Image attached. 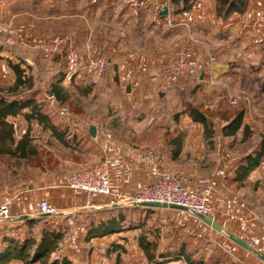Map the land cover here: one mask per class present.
Returning a JSON list of instances; mask_svg holds the SVG:
<instances>
[{"label": "crops", "instance_id": "crops-1", "mask_svg": "<svg viewBox=\"0 0 264 264\" xmlns=\"http://www.w3.org/2000/svg\"><path fill=\"white\" fill-rule=\"evenodd\" d=\"M191 2L184 18L187 26L173 27L171 23L183 17L173 12L171 0L166 14L158 9L160 0H103L99 6L88 0H0L2 22L45 23L47 35L58 24L54 34L65 33L64 48L72 43L92 52V58L93 50L103 47L107 69L113 75L105 84H114L122 92L119 110L107 111L105 124H91L95 127L91 142L108 161L113 192L100 196L74 190L73 206L66 208L62 196L67 189L63 182L58 185V179L25 189L16 195L17 203L27 208L13 217L16 226L30 220L26 215L31 210L38 213V199L53 192L62 202L56 217L89 219L85 228L91 219L116 211L134 214L139 209L128 202L130 194L163 171L190 187H209L213 219L251 247L264 248V153L247 173L238 170L241 159L259 151L264 141V0H246L243 11L225 18L217 16L216 0ZM187 33L197 40L191 58L199 69L198 77L179 80L153 96L148 90L157 83L162 61L173 55ZM4 48L0 47V82H12L13 71L1 60L12 51ZM85 70L77 75V82ZM187 92L213 130L209 142L203 124L182 111ZM232 95H238L236 102L231 101ZM238 108L243 109L241 126L232 135H224L223 126ZM244 127L250 131L247 137L242 134ZM204 227L208 229L206 224ZM139 231L131 234L136 237ZM83 236L84 241L96 243L113 238ZM138 250L137 257L125 259L127 264H155ZM247 257L241 255L240 259L258 264ZM159 264L187 263L182 257H173Z\"/></svg>", "mask_w": 264, "mask_h": 264}, {"label": "rangeland", "instance_id": "rangeland-1", "mask_svg": "<svg viewBox=\"0 0 264 264\" xmlns=\"http://www.w3.org/2000/svg\"><path fill=\"white\" fill-rule=\"evenodd\" d=\"M0 24L9 28L10 32L6 34L7 36L15 37L13 43H5L1 46L12 51L1 58L2 62L7 67H9L7 60L19 63L21 67L25 68L26 73L33 75L35 100L39 103L40 109L47 113L50 121L57 125L58 131L67 132L64 140L70 144V146H66L55 138L50 130L43 128L34 119L27 121L19 113L7 117V120L13 124L14 139L18 140L21 135L27 133L36 149V153L26 159L0 155V204H8L12 210L24 213L27 208L17 203V194L41 184L49 185L55 179H58L57 182L60 185L71 173L104 159L100 154L99 146L91 142V138H94L95 135L93 137L89 133V125L105 124V113L110 109L117 108L119 110L122 106V92L114 84H105L106 79L113 76L108 69L101 77L97 78L89 70V67H85L86 73L82 72L83 75L79 77L78 82L75 80L83 69L78 68L72 71L69 69L71 65V63L69 64L70 52L81 54L86 58L88 65L94 58L91 57L92 52L79 50L72 43L66 50L63 46L64 41L68 40L65 33L56 31L57 33L54 34V31L59 28L58 24L48 29L51 31L50 35L43 31L45 23L33 22L29 24L21 21L12 25L9 22L0 21ZM13 27L14 29H12ZM54 38H60L61 41L56 51L49 54L43 49L42 44ZM193 38L195 39L194 36ZM97 49L104 50L103 47L95 48L94 55ZM198 75L199 69L196 70V74L183 79L189 81L196 79ZM56 80H60L59 83L67 87L70 92L68 100L62 104L56 102L48 91L49 85ZM0 83L9 84L11 82ZM165 91L167 90L157 91L154 89L152 95L158 96L159 93ZM237 96L232 95V97ZM116 98L119 100L114 104ZM185 101H189L193 105L194 100L192 101L188 92L183 97L182 104ZM27 110V108L21 109V111ZM53 194L54 200L57 202L58 195L54 192ZM153 209L147 214L138 215L140 211H134V214L129 213L131 218H140L143 221L142 227L148 232V238L157 242L158 251L166 249L170 243L176 250L180 248L181 243H184L188 251H194V257L209 258V261L220 257L225 262L246 264L244 258L241 260L240 257L247 255L258 264L261 263L256 252L264 254V248L252 246V250L242 249L224 231H217L210 225L208 226L198 217V214L175 206ZM160 210L161 212H159ZM182 210H186L187 213ZM32 211L30 213L34 216L29 217L30 220L33 217L30 223H19L16 226L13 218L0 222V249L3 245H7L6 239L9 238L17 240L18 243L25 238L38 240L41 229L46 228L56 229L64 234L59 240L56 250L47 257L49 262L54 259L60 261L66 258L70 264H127L125 259L137 257L138 248L142 250L134 234H131L136 233L140 230L139 228L101 235V237L113 238L98 240L97 243L86 242L83 239V235L86 233L84 224L89 219L73 217L67 221V217L38 215L37 211ZM209 217L213 219L212 215ZM202 223H205L208 229ZM73 231H76V234L73 235L74 243H68L67 236ZM2 264L24 263L18 258H10ZM33 264H41V260L34 261Z\"/></svg>", "mask_w": 264, "mask_h": 264}, {"label": "trees", "instance_id": "trees-1", "mask_svg": "<svg viewBox=\"0 0 264 264\" xmlns=\"http://www.w3.org/2000/svg\"><path fill=\"white\" fill-rule=\"evenodd\" d=\"M192 0H171L173 3V12H181L188 10L191 6ZM246 6V0H216V14L221 18H225L234 11H243ZM8 66L14 73V79L9 84H0V155H8L22 159L28 158L36 153L35 147L32 145L28 134L21 135L18 140L14 139L13 124L7 120L8 116H15L18 113L27 120H36L43 128L50 130L51 134L63 142L66 146L70 144L64 140L66 131H58L57 125L50 121L47 113L40 109L39 103L34 96V77L31 73H26L25 68L21 67L19 63L7 60ZM62 79V78H61ZM56 80L49 85V93L56 100L62 104L66 102L70 96V92L64 85ZM183 112H186L194 121L203 124V134L207 142L212 137L213 130L206 117L189 101L183 103ZM22 108H27V111H21ZM243 109L238 108L234 111L231 119L223 126L222 132L224 135H232L240 126ZM250 131L244 127L243 137H247ZM264 153V141L261 142L260 150L248 153L241 159L238 165V170L247 173L259 162L260 157ZM134 209H139L140 214H147L154 210L152 207L134 206ZM130 214L123 211H118L116 214H110L98 220H90L86 226V235L89 237L101 236L104 234H111L113 232H120L127 229L139 228L140 231L136 235V240L139 247L143 250L146 260L151 263L159 264L173 257H182L187 264H235V262H228L222 258L210 260L204 257H194V251H188L186 244L181 243L180 248H173L172 243L166 249L158 251L157 242L148 238V235L143 226V221L131 218ZM137 217V216H136ZM32 220H27L30 223ZM38 240L32 238H25L20 243L17 240L9 238L6 239L7 245H3L0 249V264L9 260L10 258H18L24 264H33L34 261H40L41 264H70L66 258L60 261L54 259L48 261L47 257L50 253L56 250L59 240L64 236L63 232L56 229L42 228ZM3 239V240H5Z\"/></svg>", "mask_w": 264, "mask_h": 264}, {"label": "built area", "instance_id": "built-area-1", "mask_svg": "<svg viewBox=\"0 0 264 264\" xmlns=\"http://www.w3.org/2000/svg\"><path fill=\"white\" fill-rule=\"evenodd\" d=\"M89 1L95 6H99L100 3L103 2V0ZM127 1L129 3L136 2V0ZM166 7L169 8L168 0H160L158 8L162 10ZM186 13L187 10L181 11L180 15H182L183 19L173 21L171 23L173 24L172 26H187V22L184 19L187 16ZM8 32H10L9 28L0 24V47L5 43H13L15 41L14 36L12 37L11 35V37H9L6 35ZM60 41V38L47 40L42 44V47L49 54H52L56 51ZM196 42L197 40L194 39L193 35L190 33H187L181 38L173 55L162 61L156 81L157 83L153 88H149L148 93L153 94L154 89L157 91L169 90L177 81L185 80L183 78L196 74V65L191 58L193 44ZM70 53L69 64L71 63V65L69 69L71 71L78 68L84 69L85 67H89V70L98 78L103 75L108 67V55L102 49H97L95 51L94 59L90 61V65L86 63V58L81 54L76 52ZM210 59L214 61V57ZM236 100L237 97H231L232 102H236ZM63 184L64 188L67 189L62 196L66 198L63 205L66 208L73 206L72 192L74 190L100 196L110 195L113 192L112 176L107 159H103L94 165L71 173ZM211 191L212 190L206 186L197 188L190 187L182 179L160 171L152 181L144 183L136 188L130 194L128 202L139 203L156 201L182 207L198 215L213 216V209L208 203V196L211 194ZM54 198V194L51 193L50 196L38 199L36 206L39 215L51 216L59 213L62 202L60 200L56 202ZM21 214L19 210H12L8 204H0V222L18 217ZM30 214L27 213L26 217H30ZM74 234H76V231L71 232L67 236L68 243H74Z\"/></svg>", "mask_w": 264, "mask_h": 264}, {"label": "water", "instance_id": "water-1", "mask_svg": "<svg viewBox=\"0 0 264 264\" xmlns=\"http://www.w3.org/2000/svg\"><path fill=\"white\" fill-rule=\"evenodd\" d=\"M161 14H166L167 13V9H162L160 11ZM89 133L94 136L95 135V127L93 125H91L89 127ZM130 205H138V206H143V207H152V208H171L175 205L172 204H167V203H160V202H156V201H147V202H130ZM177 208H182V207H178L175 206ZM184 209V208H182ZM202 221H204L205 223H207L208 225H210L213 229L217 230V231H224L222 225H220L219 223H217L214 219H212L209 216H205V215H199L198 216ZM228 237L236 244H238L239 246H241L242 248L246 249V250H252V247L249 243H247L245 240L241 239L240 237H238L237 235L228 232V231H224ZM257 256L264 261V254H260L257 253Z\"/></svg>", "mask_w": 264, "mask_h": 264}]
</instances>
